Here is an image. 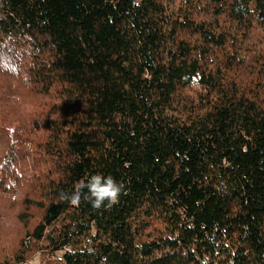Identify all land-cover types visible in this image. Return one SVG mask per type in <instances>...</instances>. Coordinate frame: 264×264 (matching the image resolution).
I'll return each mask as SVG.
<instances>
[{"label": "trees", "instance_id": "1", "mask_svg": "<svg viewBox=\"0 0 264 264\" xmlns=\"http://www.w3.org/2000/svg\"><path fill=\"white\" fill-rule=\"evenodd\" d=\"M39 253L264 264V0H0V264Z\"/></svg>", "mask_w": 264, "mask_h": 264}, {"label": "clouds", "instance_id": "2", "mask_svg": "<svg viewBox=\"0 0 264 264\" xmlns=\"http://www.w3.org/2000/svg\"><path fill=\"white\" fill-rule=\"evenodd\" d=\"M133 2L136 4V0H133ZM124 188V183L117 181L111 175L95 174L90 176L86 182L82 181L78 184L71 196L61 193V200H68L71 205L76 206L79 205L83 196L84 199L90 200L94 208L101 209L102 207H111L117 203L120 195L124 192ZM84 189L87 190V195H84ZM28 264H39L38 255L30 260Z\"/></svg>", "mask_w": 264, "mask_h": 264}, {"label": "rangeland", "instance_id": "3", "mask_svg": "<svg viewBox=\"0 0 264 264\" xmlns=\"http://www.w3.org/2000/svg\"><path fill=\"white\" fill-rule=\"evenodd\" d=\"M62 255H63V252H58L57 253V257H62ZM42 253H39L38 254V257H39V264H42ZM35 257H37V255L35 256ZM32 260V259H31ZM23 264H28V262L27 263H23Z\"/></svg>", "mask_w": 264, "mask_h": 264}]
</instances>
